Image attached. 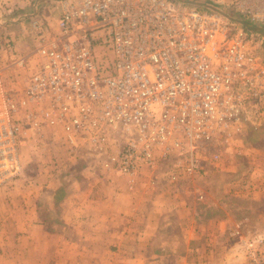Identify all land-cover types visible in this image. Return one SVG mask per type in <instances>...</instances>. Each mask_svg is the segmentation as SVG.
Segmentation results:
<instances>
[{
	"label": "built area",
	"instance_id": "2783aa9c",
	"mask_svg": "<svg viewBox=\"0 0 264 264\" xmlns=\"http://www.w3.org/2000/svg\"><path fill=\"white\" fill-rule=\"evenodd\" d=\"M61 5L59 32L36 49L22 94L0 78V174L16 169L29 128H58L121 174L162 169L177 185L240 141L242 108L264 94V0Z\"/></svg>",
	"mask_w": 264,
	"mask_h": 264
},
{
	"label": "crops",
	"instance_id": "0c3cea01",
	"mask_svg": "<svg viewBox=\"0 0 264 264\" xmlns=\"http://www.w3.org/2000/svg\"><path fill=\"white\" fill-rule=\"evenodd\" d=\"M61 11V0H0V78L11 92L21 95L39 68L41 59L36 49L59 32ZM43 106L44 102L34 104L32 109L38 111ZM26 131V137H57L56 130L48 127ZM58 137L68 162L77 153L89 152L85 146L73 147L62 135ZM152 175L156 181L151 182ZM55 176L45 178L50 188L43 193L30 194L27 189L32 190L35 182L29 180L23 186L24 193L13 194V208L5 214L10 218L7 227L13 229L7 246L12 249L11 264H216L212 238L224 232L241 252L230 253L232 262L239 259L241 264L248 263L250 240L256 242L264 260L261 225H250L247 218L225 221L227 215L222 213L214 224L208 221L203 225L195 219L202 213L211 216L208 210L214 199L206 189L215 182L210 178L197 180L191 197L177 198L162 182V169L153 174L143 168L124 175L92 157L71 178ZM193 177L186 176L178 186L188 185ZM56 181L59 187H52ZM197 201L204 212L190 208V203ZM0 214L4 216L1 210ZM49 215L58 218L60 224H50L46 220ZM3 246L4 242L0 243ZM224 250L217 264L226 255Z\"/></svg>",
	"mask_w": 264,
	"mask_h": 264
},
{
	"label": "rangeland",
	"instance_id": "374dc122",
	"mask_svg": "<svg viewBox=\"0 0 264 264\" xmlns=\"http://www.w3.org/2000/svg\"><path fill=\"white\" fill-rule=\"evenodd\" d=\"M2 14L4 15V13ZM257 53L260 59L264 58L262 48H259ZM242 109L246 120L238 124L242 132L240 141H233L228 149L222 153L221 159L214 167H208L203 172L194 174L195 177L191 178L188 185L186 183L178 186L166 182V176L162 178L165 186L170 187L169 192L178 195L177 198L183 197L182 195L191 197L194 192V185L198 184L196 182L199 179L202 182L201 178H210L215 182L209 183L206 189L214 199L211 202V208L208 210V214L211 216L208 217L202 213L200 217L195 218L196 220L200 219L203 225H206L208 221H210L208 224H214L213 221L219 219V214L222 213L227 215L226 219L223 218L225 221L247 218L250 225L259 224L264 228V94L256 107L245 104ZM255 111L258 113L255 114ZM54 130L57 132H54L57 137L53 135V138L42 135V137L39 135L34 137L27 135L26 137L27 131L24 130L25 133L19 143L16 169L0 174V210L4 215L1 216L0 214V243L4 242V246L0 247V264H11L10 253H12V249L7 246L12 240L13 229L7 227L6 223L9 222L10 218L8 219L9 216H5V214L10 212L9 207L13 208V199L16 196L13 194L24 193L23 186L27 185L29 180L35 182L32 190L27 189L30 194L43 193L46 191L45 188H50V186H46L45 178H57L55 175H66L67 179L71 178L74 172L78 174L82 167L87 166L92 158L90 152L77 153L75 159L68 162L65 158L67 156L59 144L60 130L58 128H54ZM45 131L46 129L42 133L44 134ZM28 138L30 139L28 140ZM32 140L35 142H30ZM239 149L240 151H238ZM70 156L74 155L71 154ZM63 159L65 161H61ZM55 186L59 187L57 181L52 185V187ZM184 207H189L186 202ZM190 208L198 212L205 211L204 206L198 201L194 204L190 203ZM49 216L46 217V220H49L50 224H60L58 218ZM212 242L214 244L212 250L215 253L213 258H216V264L223 248H225L223 253L226 255L220 260L221 264H241L239 259H235L234 262L236 263H234L229 258L230 253L240 255L241 252L238 251L239 249L237 250L238 247H234V242L227 237L225 232L219 236H213ZM255 245V241H248V254L255 252L258 257H262L261 250L258 247L255 248ZM246 264H253L252 257Z\"/></svg>",
	"mask_w": 264,
	"mask_h": 264
}]
</instances>
